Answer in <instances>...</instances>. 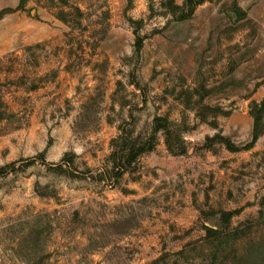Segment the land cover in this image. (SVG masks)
<instances>
[{"label":"rangeland","instance_id":"1","mask_svg":"<svg viewBox=\"0 0 264 264\" xmlns=\"http://www.w3.org/2000/svg\"><path fill=\"white\" fill-rule=\"evenodd\" d=\"M40 261L264 264V0H0V264Z\"/></svg>","mask_w":264,"mask_h":264},{"label":"trees","instance_id":"2","mask_svg":"<svg viewBox=\"0 0 264 264\" xmlns=\"http://www.w3.org/2000/svg\"><path fill=\"white\" fill-rule=\"evenodd\" d=\"M24 3L25 0H21V6H23ZM150 148H151V140L149 139L138 146L132 145L131 147H129L128 153L124 152L118 155L114 152L109 157L111 159L112 167L116 169L118 174L129 171L133 168V164L136 161L139 154H141L145 150H149ZM219 214L222 223L228 225L233 214L227 211L220 212ZM204 230L206 231L207 235L217 234V230H215L212 227L206 226L204 227ZM42 262L40 261L39 264H44Z\"/></svg>","mask_w":264,"mask_h":264}]
</instances>
